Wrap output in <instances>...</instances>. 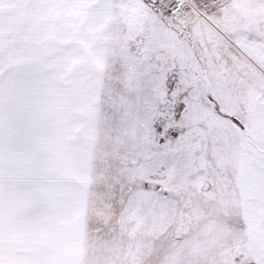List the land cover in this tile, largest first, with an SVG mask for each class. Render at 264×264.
<instances>
[{
    "label": "snow or ice",
    "instance_id": "1",
    "mask_svg": "<svg viewBox=\"0 0 264 264\" xmlns=\"http://www.w3.org/2000/svg\"><path fill=\"white\" fill-rule=\"evenodd\" d=\"M0 264H264V0H0Z\"/></svg>",
    "mask_w": 264,
    "mask_h": 264
}]
</instances>
